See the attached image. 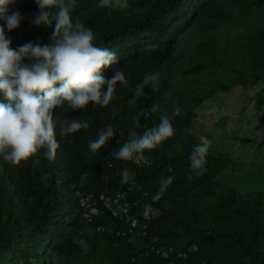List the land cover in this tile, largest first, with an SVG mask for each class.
<instances>
[{
  "label": "trees",
  "instance_id": "trees-1",
  "mask_svg": "<svg viewBox=\"0 0 264 264\" xmlns=\"http://www.w3.org/2000/svg\"><path fill=\"white\" fill-rule=\"evenodd\" d=\"M8 7L10 13L21 14L18 27L5 28L13 49L29 41L52 42L54 22L32 23L39 10L35 0H14ZM71 16L93 30L97 46L116 53L117 63L102 74L110 78L116 68L126 82H117L106 106L93 107L89 101L85 109H71L67 103L54 109L61 122L89 121L87 129L57 134L54 159L46 158L44 149L18 165L0 159V264H84L89 259L104 264H264V191L240 192L220 180L226 172L264 165L209 149L202 174L187 178L188 158L199 143L188 127L202 102L241 87L251 91L256 110L264 104V0H128L123 9L101 6L99 0H75ZM201 22H209L213 30L197 47L212 63H195L184 73L196 75L214 65L216 29L224 31L228 22L239 30L237 38L249 51V61L210 87L191 82L176 86L166 71L181 59L184 35ZM153 72L160 74L155 90L145 85L138 95L137 85ZM0 101L7 103L3 97ZM177 105L181 111L175 116ZM153 106L155 112L145 116ZM162 113L171 116L174 134L144 150L147 164L111 155L158 123ZM138 116L140 127L133 122ZM109 124L116 130L114 137L91 152L89 141ZM257 146L264 147V129ZM124 168L129 179L121 184ZM168 175L174 177L172 183L154 201L160 180ZM116 193L122 195L119 204L107 205L105 197ZM81 196L94 201L96 212L88 217ZM206 198L213 200L210 221L193 205L186 206L189 200ZM124 201L126 211L119 207ZM145 204L154 212L147 219L142 215Z\"/></svg>",
  "mask_w": 264,
  "mask_h": 264
},
{
  "label": "clouds",
  "instance_id": "clouds-1",
  "mask_svg": "<svg viewBox=\"0 0 264 264\" xmlns=\"http://www.w3.org/2000/svg\"><path fill=\"white\" fill-rule=\"evenodd\" d=\"M13 2L0 0V20L4 22L0 24V97L7 100V103L0 101V159L18 165L41 149L45 150L46 158L54 159L59 146L57 134L63 137L89 127L88 120L55 119L54 109L65 103L71 109H85L89 101L93 107L106 106L113 98L117 82H126V77L116 68L110 78L102 74L104 68L117 63L116 53L97 46L93 30L79 19L73 20L71 10L75 0H35L39 10L32 23L53 26L54 22L52 42L41 45L29 41L13 49L5 32V28L11 31L18 27L21 20L19 11L9 12L8 6ZM99 3L114 9L128 7V0H99ZM159 75V72L146 74L136 93L143 94L145 85L155 90ZM105 85L106 90H102ZM180 111L178 105L174 106L172 115L178 116ZM154 112L155 106L144 115ZM133 122L140 127V116ZM115 133L110 124L101 128L97 137L89 141L88 148L97 152ZM173 134L171 116L162 113L158 123L121 144L111 155L123 160L142 156L145 149L156 147ZM198 140L188 158L189 181L193 175L202 174L212 143L205 135H200ZM173 178L168 175L160 180L152 197L154 201L160 199ZM128 179L129 170L124 168L120 183H127ZM150 214L151 205L145 204L142 215L147 219Z\"/></svg>",
  "mask_w": 264,
  "mask_h": 264
},
{
  "label": "rangeland",
  "instance_id": "rangeland-1",
  "mask_svg": "<svg viewBox=\"0 0 264 264\" xmlns=\"http://www.w3.org/2000/svg\"><path fill=\"white\" fill-rule=\"evenodd\" d=\"M209 25H211L209 22H201L182 38L181 59L166 71L168 80L176 86L191 82L210 87L217 81L228 80L235 67L249 61V51L244 47L243 41L237 38L239 30L228 22L223 26L224 31L222 28L216 29L217 55L214 65L196 75L191 72L184 73L185 68L192 67L195 63H212L210 58L197 47L198 43L205 40L208 33L213 30ZM250 96L251 91L241 87L226 93H216L196 108L188 129L198 136L205 135L210 138L212 143L209 149L214 152L226 151L235 158L252 160L255 164L264 165V147L257 146L260 133L264 129V104L256 110ZM1 176L0 163V178ZM220 180L222 183L235 185L240 192L251 189L264 191V168L250 166L237 173L226 172ZM212 202V198L203 199L200 203L189 200L186 206L193 205L205 220L210 221L209 205ZM84 264L104 263L103 260L99 262L89 259Z\"/></svg>",
  "mask_w": 264,
  "mask_h": 264
},
{
  "label": "built area",
  "instance_id": "built-area-1",
  "mask_svg": "<svg viewBox=\"0 0 264 264\" xmlns=\"http://www.w3.org/2000/svg\"><path fill=\"white\" fill-rule=\"evenodd\" d=\"M129 161L136 163V164H147L148 163V159L146 156L142 155V156H138V157H134L133 159H130ZM122 197V195L120 193H116L114 196H107L105 197V200L107 202V205H111V203H118L119 199ZM80 203L81 205H83L84 207H86V211L84 212L85 216L88 217L90 212H96V209L94 207V201H91L89 196H81L80 197ZM121 209H123L124 211H126L127 207H128V203L126 201H124L122 204H120L119 206ZM112 209L114 210V207L112 206ZM112 210V211H113ZM114 213H116L115 211H113ZM151 213L152 215H154L153 212V208L151 207ZM132 223L134 224V221H132Z\"/></svg>",
  "mask_w": 264,
  "mask_h": 264
}]
</instances>
